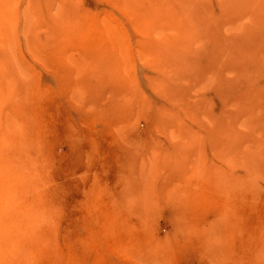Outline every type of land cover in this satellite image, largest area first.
Here are the masks:
<instances>
[{"label": "rangeland", "instance_id": "rangeland-1", "mask_svg": "<svg viewBox=\"0 0 264 264\" xmlns=\"http://www.w3.org/2000/svg\"><path fill=\"white\" fill-rule=\"evenodd\" d=\"M0 7V264H264V0Z\"/></svg>", "mask_w": 264, "mask_h": 264}, {"label": "bare ground", "instance_id": "bare-ground-1", "mask_svg": "<svg viewBox=\"0 0 264 264\" xmlns=\"http://www.w3.org/2000/svg\"><path fill=\"white\" fill-rule=\"evenodd\" d=\"M5 7V6H4ZM1 8V7H0ZM1 10V9H0ZM3 10H5L4 8H3ZM3 13V12H2ZM0 14H1V12H0ZM4 16V15H3ZM6 18V17H5ZM0 21H1V19H0ZM4 25V24H3ZM127 136V135H126ZM229 141V140H228ZM129 161V160H128ZM130 165V164H129ZM152 181V180H151ZM136 193V192H135ZM147 193V192H146ZM145 194V193H144ZM1 195V194H0ZM178 195V194H177ZM5 199V198H4ZM141 208V207H140ZM163 216V215H162ZM138 219V218H137ZM2 237V236H1Z\"/></svg>", "mask_w": 264, "mask_h": 264}]
</instances>
